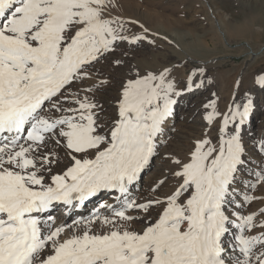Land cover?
<instances>
[{"label": "snow or ice", "instance_id": "6c2138e0", "mask_svg": "<svg viewBox=\"0 0 264 264\" xmlns=\"http://www.w3.org/2000/svg\"><path fill=\"white\" fill-rule=\"evenodd\" d=\"M115 6L0 0V264H264V231L250 234L264 223L243 212L254 202L248 194L254 185L238 179L250 164L243 133L251 100L223 116L215 101L204 105L208 124L222 119L219 147L203 139L189 162L177 159L181 183L171 194L140 204L123 199L143 179L185 93L168 69L137 71L104 118L95 97L108 82L89 69L122 43H151L127 34L126 22L109 15ZM200 75L192 73L188 91L203 86L195 80ZM258 84L264 87V77ZM258 151L264 156V144ZM61 154L70 165L53 173ZM253 176L264 183V168ZM105 191L123 202L105 218L112 229L62 240L67 226L54 225L56 206L86 207ZM128 211L147 214L143 229H120L118 220H133Z\"/></svg>", "mask_w": 264, "mask_h": 264}, {"label": "rangeland", "instance_id": "374dc122", "mask_svg": "<svg viewBox=\"0 0 264 264\" xmlns=\"http://www.w3.org/2000/svg\"><path fill=\"white\" fill-rule=\"evenodd\" d=\"M209 1L214 9L218 7L214 0ZM114 2L116 6L109 10V14L111 13L113 18L126 22L125 27L129 30L127 34L129 36L146 35L151 43L142 42L138 47L122 43L112 54L108 55L107 59H101L93 68L89 69L94 78L99 76L108 82L104 90L98 92L95 97L106 110L104 118L108 119L112 114V106L118 98L122 85L137 71L139 75L143 76L147 73H159L158 70L163 71L168 67H172L170 70L174 71L169 79L178 91L184 93L186 92V83L192 79V73L202 70L205 73L203 76L204 86L197 89L193 97L210 93L213 96L210 102H217L216 109L221 113V116L227 114L234 104H243L251 100L253 108L250 118L255 120V124L252 127L246 125L243 133V143L248 151L250 164L245 166L246 175H242L238 179L245 186L254 185L248 193L253 197L254 202L244 207V214H256L257 219L264 223V216L258 215V211L264 209V183H256L253 176L254 172L258 176L261 168H264V156L260 155L258 151L259 146L264 144V87L258 84V80L264 77V50L249 58L247 55L249 49L245 44L247 41L232 40L231 47L226 54L222 53L223 56L231 57L226 61L225 68H222L224 70L221 69L222 71L217 73L218 69L203 68L194 63L185 72L183 69L187 68V64L185 67H175V65L180 64L176 62L177 58L180 57L179 54L175 53L177 47L170 43L166 37H158L153 34V30L156 24L160 23L169 25L171 28L175 27L176 32L181 34L193 30L194 32L197 31L200 36L206 35L210 39L212 37L211 25L208 21L207 9L202 5L203 0L202 2L200 0H114ZM204 2L208 3V0ZM223 6H228V13L234 18L236 16L235 19H239L240 22L253 15L264 14V0H227ZM164 8H167V11ZM215 13L220 16V12L215 11ZM260 26L264 28V23H261ZM250 43L256 51H259L264 46V37H255L250 40ZM214 47L216 46L212 45L210 49L212 50ZM217 51L219 52L218 49ZM115 61L122 63L117 66ZM185 96L186 94L178 98L179 102L174 109V114L165 124L164 133L159 138L157 154L143 174V179L140 181L142 188L136 190L134 199L137 204L162 199L179 186L181 180L174 175L179 170L175 161L179 159L182 163L189 162L191 153L198 141L210 139L214 146L219 147L218 136L220 133L218 129L222 126V119H217L213 124H208L204 116H190L187 114L188 112H184L185 108L183 109L181 106ZM58 162L65 166L70 165V161L63 154L58 157ZM161 181H163L162 184ZM101 200L102 198H99L95 203V211H97L96 209L98 211L93 216L83 218V220L78 217V213L66 216H62V213L58 215L57 213L63 209L59 205L56 206L54 225L67 226L65 232L62 233V240H66L63 237L66 233L68 238L72 237H70L72 235L70 226L73 224L79 225L81 235L85 231L90 234L102 235L112 229L113 226L111 224L105 225L104 220L105 218L111 220L114 210H121L123 202L113 209L108 207L110 210L103 212L100 206ZM68 209L72 211L71 207ZM158 212L159 208H153L149 219L155 220ZM139 213L145 219L147 214L143 211H128L127 214L132 216L133 220L129 222L118 220L117 224L120 229L123 231L142 228L145 225L144 222L138 225L134 224L140 222L137 216ZM61 218H63L62 221H60ZM262 231L264 229L257 226L255 232L250 234L259 235Z\"/></svg>", "mask_w": 264, "mask_h": 264}, {"label": "bare ground", "instance_id": "6f19581e", "mask_svg": "<svg viewBox=\"0 0 264 264\" xmlns=\"http://www.w3.org/2000/svg\"><path fill=\"white\" fill-rule=\"evenodd\" d=\"M200 1L202 2V0H200ZM204 1L205 0H203L202 5L204 7H206V9H207V11H206L207 17H208V21L210 22V25H211L210 33L212 34V37L210 39H209V37H206V35L200 36V34L197 31H195V32H197V33H195L193 30H190V31L188 30V33L181 34V33L176 32L175 27L171 28L169 25L166 26L164 24L158 23L154 27L153 34H155L158 37H162V36L166 37L170 43H172L174 46L177 47L176 50L175 49L174 50H175V53L179 54L180 57L179 58L176 57L177 58L176 62H179L180 64L175 65V67H180V66L185 67V64H187L186 65L187 68L183 69L185 72H187L188 71L187 69L192 64L197 63L203 68L209 67V68L218 69L217 70V73H218V72H220V70L222 68H225L226 61L231 58L228 55L223 56L222 53L226 54V52L231 47V43H232L231 41L237 40V39H241L242 41H247L245 44L248 46V49H249V52H247V55L249 58L254 57L259 52L264 50V46H263L260 48L259 51H256L251 46L252 42L250 43V40L254 39L255 37H259V36L264 37V28L262 26H260L261 23H264V19H263L264 14L263 13H262V15L258 14V15H253L250 18H245L241 22L238 19L239 20V22H238V20L235 19L236 16L234 18L230 15V13H228V11H227L228 6L227 7L223 6L226 4L227 0H214L218 6L216 9H214L212 7V4L209 0H208V3L204 2ZM119 7H120V5H119ZM164 9H166V11H167V8H164ZM177 9H179V8H177ZM168 10H170V9H168ZM215 11L220 12V16H217ZM163 12H165V10H163ZM179 12H182V10H179ZM109 15H111V13ZM249 15H251V14H249ZM185 16H187V15H185ZM212 45H214L216 47H214L215 49L212 48V50H211L210 47ZM217 49L219 50V52L217 51ZM220 54H222V55L219 56ZM155 67H157V66H155ZM170 68L172 69V67H168V70H170ZM154 70L156 71L157 69H154ZM222 70H224V69H222ZM158 71L161 72L162 70H158ZM173 72L174 71L170 70V76H169L170 78H171V74H174ZM195 72H197V71H195ZM203 76H205L204 72H203V75L195 77V80L197 82H199L200 80H202L204 82ZM191 80H193V76H192V79H190V81ZM174 81H176V80H174ZM203 86H204V83H203ZM199 88H201V87H199ZM199 88H196L193 91H188V89L186 88V92H185L186 96L184 98V102L181 104L182 108L183 109L185 108L184 112L185 111L188 112L187 114H189L190 116H193V117L196 115H199V117H201V116L205 117L207 115V112L210 111V109H205L204 105L206 103H209L211 98L213 97L210 95V93L202 94L199 97L198 96L193 97L195 95V93L197 92L196 90ZM254 124H255V120H252L250 118V121L247 124V126L252 127ZM65 167L66 166L64 164L58 162L57 165L53 166L52 171H53V173H57V172H60ZM141 188H142L141 182H138L134 187L131 188L130 192L123 199L124 200L134 199V196L137 192L136 190L141 189ZM99 198H102V200L100 201L101 202L100 206L102 207L103 212H106L110 209H113L115 206L122 203V201L118 200L115 195H113L110 192L105 191V192H102L97 197H95L94 199H92L91 202L87 203V207H84L83 209L82 208L78 209L79 208V206H78L76 208H72L71 210L77 211L78 217L79 218L81 217V220H83V218H88L90 216H93L95 214V212L98 211V209H96L97 211H95V203L97 202V200ZM59 206L63 210L60 211L59 213H57L58 215H60L61 213L65 212V211L67 212L68 208H65L64 205H59ZM140 215H141L140 213L137 215L139 217L140 222L134 223L135 225H138V224L144 222V218L142 217V215L141 216ZM62 219L63 218H61L60 221H62ZM104 224L108 225L105 222H104ZM144 226L145 225H143L142 228H138V230L143 229ZM70 229L72 231V233H71L72 235H70V237L81 235V230H79L80 229L79 225L73 224L70 226ZM63 237H65L67 240V238L69 236L66 233L63 235Z\"/></svg>", "mask_w": 264, "mask_h": 264}]
</instances>
